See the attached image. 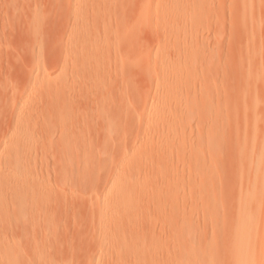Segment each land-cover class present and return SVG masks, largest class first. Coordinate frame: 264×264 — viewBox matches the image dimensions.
<instances>
[{"label": "rangeland", "instance_id": "rangeland-1", "mask_svg": "<svg viewBox=\"0 0 264 264\" xmlns=\"http://www.w3.org/2000/svg\"><path fill=\"white\" fill-rule=\"evenodd\" d=\"M147 1L0 0V144L2 140H10L8 134L12 132V129H16L17 125L18 129L21 128L19 126H23L20 125L22 120L24 122L30 120L33 125H41L43 114L48 113L46 109L48 102L42 103L47 97L44 98L40 90L47 86L54 90L67 91L69 101L66 107L68 111H71V116L64 117L65 119L55 123L50 121L52 126L42 131L39 130L41 127L37 132L35 129L36 138L32 147H46L50 140H56L55 137L59 131H70L72 128L74 130L75 123L79 121L78 114L81 115L83 112L89 116L87 108L91 106L97 89L88 88L90 71L104 70L103 87L105 92H108L105 94L110 97L114 94L115 98H113L117 101L114 102H120L119 105L125 101L127 106L133 98V102L138 101L141 99H139L141 94L150 96L157 86L159 90L162 89L160 84H162L163 76L166 77L164 79L168 81V85L174 80L175 85L193 92L202 91L204 95L216 92L220 95L217 103L202 105L203 113L218 118L216 123L210 125L192 123V126L185 131L178 124L168 122L160 127L157 133L155 132L152 143L139 146V152L143 156L152 155L157 152L161 140L178 139L183 134L186 137L190 135L201 137L202 145L198 155L203 159V163L199 167V174L203 178L211 177L212 182L203 183L199 189L202 209L199 222H195L197 223L195 227L193 225L195 232L200 236L199 243L185 247L182 256L185 264H228L227 256L230 251L227 245H224L227 230L220 221L225 213L228 214L224 209L228 208L231 202L229 199L231 187L224 181L227 174L229 177L227 180L230 179L228 171L232 170L228 167L231 161L226 151L231 145L237 149L251 141H260L259 138L262 137L264 130L263 123L258 118L260 115L257 117L256 113L254 114L255 105L250 102L255 91L258 93L256 97L258 103L261 99L264 102V76H262L264 75V0H248V6L244 11L240 9L242 8L240 4V7L235 5L234 0H184V2L170 0L166 10L163 9L166 5L163 0H154V5L158 2L155 8L153 6L152 10H145ZM110 6L113 7L110 8ZM156 19L159 20L158 23ZM108 22L110 23L108 28L104 29L103 24ZM81 28L88 31L86 40L82 39V41L85 40L83 42L74 33L75 29ZM196 49L205 50L203 62L201 51L197 54L200 58L194 55L193 52ZM95 50L101 52L99 57L94 54ZM171 50L174 52L171 53ZM79 52L81 55H87V53L90 55L87 67L82 70L74 64L75 59L80 56ZM209 53H213L212 63L205 59ZM205 60L207 64H210L206 65ZM260 69H262L261 72ZM258 75H261L263 80ZM180 76L182 79L178 78ZM258 78L262 81H257ZM249 90L254 91H251V94ZM244 92L246 95L251 94L249 96L252 98L244 95ZM38 95L43 97V101ZM109 104L112 105L111 102ZM244 106H246L245 109ZM135 108L132 107V111L130 109L129 113L134 114L129 116L126 129L122 127L118 134L112 133L115 145H118L116 141L127 143V145L133 144L137 136L136 128L140 126L139 122H144V119L149 116L147 112H139V109ZM117 122L121 126V119ZM107 124H110L109 119L106 120ZM141 124L143 127V123ZM8 141L7 144L0 146V174L3 168L6 170L7 167L3 157L10 148L13 150L16 146L12 141L9 143ZM2 146L6 152L1 149ZM6 146H9V149ZM113 155L116 157L117 153H112V158ZM48 156L50 159L51 155ZM152 167L154 169L151 172L152 175L156 176L158 171L162 172V169H156L155 164ZM147 169L141 166L139 172L145 174ZM51 179L53 180L54 177ZM54 186L53 188H59L57 185ZM84 186L73 189L75 195L83 197L90 206L93 202L90 199L92 196L89 194V188L91 189L92 186L86 184L88 189H83ZM101 187L95 188L101 189ZM53 188V191L57 190ZM2 190L1 202L7 204L9 201L10 206L11 200L8 198L10 192L6 190V193L5 189ZM83 190L84 192L81 193ZM35 197L39 198V196ZM42 197L44 194L40 195L41 199ZM167 197L168 194L164 191L146 197L147 199L144 198L138 203ZM227 201L228 205H226ZM81 202V200L78 202V206H81ZM86 202L80 208L84 212L72 211V215L75 212L78 213L73 216L74 218L72 217L73 220L71 219L73 228H71L70 236L65 238L67 242L62 240L61 244L64 246L58 245L59 247L45 249V255L36 260L35 264H87L88 256L86 255L95 253L98 243L90 228V223L95 225L96 220L94 221L95 218H93L95 215H93V209L92 212L90 208L87 209ZM3 204L1 203L2 206ZM14 218L16 217L13 216L12 219L10 217L9 222H12L10 220ZM37 221L39 220H35L36 224H38ZM5 229L3 232L5 235H9L10 232L12 235L16 233L8 230L9 226L6 231ZM60 233L61 230H58V234ZM5 235L4 237L8 236ZM30 237L33 241L30 239L29 242L34 244V236ZM160 237L163 242L161 251L159 249L154 259L157 264H166L169 260L166 255L168 252L171 253V250L166 253L164 236ZM29 242L26 240L23 243ZM109 244L105 240L103 247ZM28 245L20 246L28 247ZM119 247L122 248L119 251L123 252V245ZM107 250L109 251V246ZM32 255L29 254L26 257L24 255V257L28 258L27 256ZM20 259L22 264L29 260L26 259L23 263ZM252 259L254 264H264L263 243L259 245V252ZM1 261L3 260H0V264H3ZM100 264L109 263L105 259Z\"/></svg>", "mask_w": 264, "mask_h": 264}, {"label": "bare ground", "instance_id": "bare-ground-1", "mask_svg": "<svg viewBox=\"0 0 264 264\" xmlns=\"http://www.w3.org/2000/svg\"><path fill=\"white\" fill-rule=\"evenodd\" d=\"M163 1L166 4L163 9L166 10L170 0ZM234 1L235 5L239 7L241 5L240 9L246 10L248 0ZM157 4L158 2L155 3ZM155 5L154 0H148L145 10H152ZM156 22L158 23L159 20L156 19ZM109 24V22L104 23L103 28H108ZM86 31L87 29L81 28L75 29L74 33L82 41L88 34ZM199 51L202 52L201 61L203 62L206 55L205 50L196 49L193 53L197 56ZM173 52L174 50H171V53ZM79 53L80 56L75 59L74 64L82 70L87 67L90 55ZM99 53L101 52L98 50L94 51L98 57ZM211 58H213V53H209L205 59L212 63ZM205 64L208 65L207 61ZM261 75L258 76L262 79L264 75ZM164 78L166 77L161 78L162 89L159 90L157 86L150 96L138 94L141 99L135 102H133V96L131 104L126 106L123 100L122 105H119L120 102L115 103L117 101L114 99V94V98L105 94L108 92H105L103 87L104 70L90 71L88 73L89 87H87L97 89L94 92L91 106L87 108L89 116L83 112L81 115L78 114L79 121L75 123L74 130L73 128L70 131L61 130L57 133L56 140H50L46 147L34 148L32 145L36 138L35 133L40 127L39 130L42 131L50 128L52 122H59L65 119L64 117L71 116V111H68L66 107L69 101L66 90L58 91L48 86L42 90V86L40 87V94L47 98L43 101V97L38 95L39 98L43 104L48 102V108H46L48 113L43 114L41 125H33L30 120L29 122L22 120L20 125L25 126H19L21 128L18 129L17 125V130L12 129V132L8 134L10 135L9 141L15 143L16 146L7 152L4 146L1 148L6 152L3 159L7 167L6 170L3 168L4 171L2 170L0 174V228H3L0 232L3 233L4 229H8L9 226L8 230L17 233V235L16 233L12 235L10 232L11 239L10 234H6L7 237H4V233L3 236H1L2 233L0 234V260H3L1 261L3 264H22L19 261L20 257L23 263L29 259L25 261V264H35L36 260L38 261L41 256L45 255V249L63 245L62 240L65 241L70 236L71 228H73L72 217L78 213L75 212L72 215V211H83L80 208L86 202L83 197L75 195L74 189L77 186H86V184L92 186L91 189L89 188V194L92 196L90 199L93 203L89 206L87 201L85 204L88 205L87 209H91L90 212L93 209V215H95L93 218L97 222L95 221V225L90 223V228L98 243L97 251L95 249V253H90V256L89 253L86 255L88 256L87 264H100L105 259L109 264H157L154 257L162 247L161 235L164 236L166 253L171 250V253L168 252L169 256L166 255L169 259L165 258L168 260L166 264H185L182 256L184 248L198 244L200 240V236L194 229L202 209L200 208L202 198L199 189L203 183L212 182L211 177L205 178L204 176L203 178L199 174V167L203 163V159L198 155L202 145L201 137L199 135L186 137L183 134L178 139L161 140L157 152L149 156L140 155L139 146L152 143L155 132L157 133V130L168 122L178 124L185 131L192 126V123L197 125L216 123L218 118L203 113L202 105L217 103L220 95L216 92L211 95H204L202 91L193 92L175 85L174 80L168 85V81ZM178 78L182 79V76ZM257 95L255 91L250 102L254 103V114L256 113L257 117L260 115L258 118L262 121L264 129V102L261 99L258 103ZM252 96L249 97L252 98ZM132 107H137L139 112H147L149 116L144 119V122H139L140 126L136 128L137 136L133 144L127 145V143L116 141L115 137V141L118 142V145H115L112 133L117 132L118 134L122 127L126 129L129 116L134 114L129 113L130 109L133 110ZM243 108L245 109L246 106ZM107 119L110 120V124L106 125ZM118 119H121L123 125H119ZM35 126L37 128H34ZM259 139L260 141L254 140L249 144L246 143L242 148L235 149L231 145L226 151L230 155L231 162L228 167L232 170H229L231 174L229 171L228 173L232 179L227 180L229 178L227 174L224 181L231 187V193H229L231 202L229 204L227 201L226 205H229L224 211L228 214L224 212L225 216L221 217L220 221L227 230L224 245L226 244L230 251L227 256L228 264H254L253 256L259 252V245L261 243L264 245V130ZM7 141V139L2 140L1 143L7 144ZM6 148L9 149V146ZM112 153H117L116 157L113 155L112 158ZM154 164L157 166L156 169H162V172L158 171L156 176L151 173L154 170L152 167ZM141 166H144L145 170L148 168L145 174L139 172ZM52 177H54L53 180ZM56 185L58 189L53 188ZM85 186L83 189L87 188ZM97 186L102 187L97 189L95 188ZM52 188L57 190L53 191ZM2 189H5L4 192L6 190L10 192L8 197L11 200L10 206L9 201L7 204L1 202ZM164 191L168 194L166 199L155 198L138 203L146 197ZM83 192L84 190L81 193ZM43 194L44 197L41 199L40 195ZM35 196H39L38 200ZM76 199L78 202L82 201L81 206H78ZM1 203L8 207L6 206L5 209ZM13 216L16 218L9 222V218L12 219ZM152 218L154 220H151ZM35 220H39L38 224ZM58 230H61L60 234ZM30 236H34V244ZM27 237L30 238L26 239ZM23 239L28 242L31 239L32 243L29 242L30 245L23 243L26 241ZM105 240L108 244L110 243L109 251L108 246L103 247ZM24 244L28 247L20 246ZM120 245L124 247L123 252L119 251L122 249ZM29 254L33 255L25 258Z\"/></svg>", "mask_w": 264, "mask_h": 264}]
</instances>
